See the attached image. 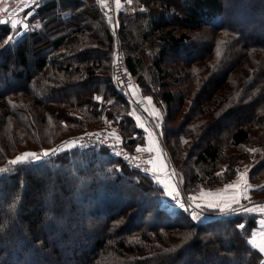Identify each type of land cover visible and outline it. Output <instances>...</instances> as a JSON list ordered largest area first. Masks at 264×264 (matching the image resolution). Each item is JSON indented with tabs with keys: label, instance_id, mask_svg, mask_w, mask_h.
<instances>
[{
	"label": "trees",
	"instance_id": "obj_1",
	"mask_svg": "<svg viewBox=\"0 0 264 264\" xmlns=\"http://www.w3.org/2000/svg\"><path fill=\"white\" fill-rule=\"evenodd\" d=\"M227 1L131 0L119 14L126 65L165 113L161 137L186 193L228 182L246 166L252 180L264 179V1L233 0L242 4L236 11ZM36 7L17 39L9 41V19L0 21V169H11L0 173V264H177L184 252L186 264L237 257V264H264L247 242L257 207L192 219L163 204L151 174L104 147L9 163L96 126H117L131 151L145 141L114 76L118 37L101 3ZM174 103L185 112L179 122ZM122 186L140 198L128 200Z\"/></svg>",
	"mask_w": 264,
	"mask_h": 264
},
{
	"label": "rangeland",
	"instance_id": "obj_2",
	"mask_svg": "<svg viewBox=\"0 0 264 264\" xmlns=\"http://www.w3.org/2000/svg\"><path fill=\"white\" fill-rule=\"evenodd\" d=\"M5 1L6 0H3V1L0 0V7L5 5V4H2V2H5ZM42 1L43 0H41L40 2H42ZM243 1H245L244 5H248V1L250 3L252 1H264V0H243ZM10 2H11V0L8 3H10ZM127 2H128V0H116L114 9L117 12V21H116V19H115L116 22L114 20L111 21V19L108 18L109 19L108 22H109V24H110V26H111V28L113 30V33H114L115 37H118V32H119V30H118L119 29V24H120L119 20H118L119 19V14H120V12L123 9H125V4H127ZM227 2H228V4H230L232 9L235 10V11L237 10V6H239V4H241V3L237 4L233 0H228ZM36 8L37 7L35 6V7H30L28 9H25L23 12L18 13L16 16H13L12 18H10L8 20L9 24H11V22H15L16 25H17V27H15V28L12 27L13 28L12 29L13 32L10 35V37H13L12 39L19 38L30 27L31 23L29 21V17L33 16V13L35 12ZM256 19H258V18H256ZM256 21L257 22L261 21V19H258ZM11 26H12V24H11ZM118 41H119V37H118ZM119 44H120V41H119ZM187 54L192 55V54H194V52L191 50L190 52H187ZM170 62H171V56L169 55L168 58H167V65H170ZM133 78H134V76H133ZM134 80H135V78H134ZM135 82H136V80H135ZM181 84H182V82L179 83V85L176 86L177 90H181L182 89V85ZM66 93L69 94L70 91H66ZM147 96L151 97L150 95H147ZM151 99H152V101L154 103L155 108L158 110V115H157L158 117L156 116V113H152L151 117L154 116V118H156V120H155L156 121V128H157L158 131H161L160 129L162 128V119H163L162 117L164 116L165 113L160 108V106H158L155 103V101L153 100L152 97H151ZM174 104H175V106L173 107V110H174V113H175L174 114L175 115L174 119H175V122H179L180 119H182V116L185 114V112H184V110L182 108L179 109L180 106L177 107V103H174ZM157 125H159V127H157ZM110 126L115 128L116 130H119V128L117 126H113L111 124H110ZM104 127H106V126H101V128H104ZM93 128H98V126L91 127V128L86 129V130H90V129H93ZM86 130L80 131V133H78L72 139H74V138H75V140L78 139L79 136ZM67 141H69V140H67ZM199 142H200V144L204 143V141L202 139L199 140ZM64 144H66V143H64ZM64 144L62 145L63 149H64V147H63ZM164 145H165V148L168 151L172 166H174L175 169H176V165L173 162V158H172L171 152H170V150H168L167 145L166 144H164ZM50 148H53V147H46L44 149L40 148V149H37V150H34V149L32 150V148H28L25 151L21 152V154L22 153H26V152L41 153L44 150H50ZM57 149L60 152V149L59 148H57ZM21 154H18L15 157H12L11 160L15 159L17 156H19ZM7 166L8 165H5L1 169L7 168ZM176 171H177V169H176ZM175 175H176V178H177V182H178L179 186L181 187L182 191H181V195H176L174 197H176L175 199H177V196H178L180 198V200H181V203L184 204V207H180L177 203H173L172 201H170V197L167 198V195H164L165 198L162 199L163 204H165V206L168 209L176 211V212L179 209H183V211L186 212L190 218H192V213L193 212H198V213L201 214V218L200 219H196V220L208 221V220L218 219V218L225 217V216H230V212H234V214H236L237 212L242 210V208L239 207V206H243V208H246V207H250L251 208V207H254V205H255L258 209H259V207H264V198H258V196H262V197L264 196V192H262V188L258 187V186L264 185V179H261V180L260 179H256V180L253 179L252 180L249 177V166H246L243 170H241L232 180H230L228 182H224L222 184H218V185L212 186V187H203L200 190H198L197 193H186V190H184V187H183L182 182H181L182 180L180 179L178 172H176ZM152 176L154 177V175H152ZM154 179L156 180V178H154ZM50 185H54V183L52 181L48 182V185L46 186V190L47 191L50 190ZM227 185H235V186L234 187H226ZM245 185H248L249 187H245ZM120 190H121V192L124 195L127 196L128 200H135L137 198H140V196H141L140 192H138L136 189H133V188L128 187V186H122L120 188ZM255 192H260V193H257V197L254 196ZM226 193H232V201H239V204L236 205V204H234L231 201H230L231 203L225 201V198L222 197V195L223 194L226 195ZM48 195H52V193L49 192ZM243 199H245V200H243ZM241 200H243V201L240 202ZM44 202L46 203V200ZM211 203H215V204L218 203V206H221V207L225 206V205L232 204L233 207H236L237 210L236 211H230L227 214H223V213L219 212L218 210H212V209L206 208L207 205L211 204ZM197 204H200L203 207H201V209L200 208H196L195 206ZM185 209H187V211ZM210 210H212V211H210ZM208 212H211V214H209ZM261 222L262 221L260 220V215H259V219L257 221V225L251 230L250 235H249V237L247 239L248 244L252 248H255L257 250H258V247H254L252 244L249 243V241L251 240V238L253 236V233L256 231V229L260 228L259 223H261ZM228 239H229V236H227V235L225 236L224 235V240L227 241ZM262 255L264 257V254H262ZM186 258H187V255H186V252H184L183 253V260L182 259H178L176 261L177 264H186V261H185ZM236 259L237 260H234L231 264H237L238 262H240V260H238V259H241V261H242L243 258H238L237 257Z\"/></svg>",
	"mask_w": 264,
	"mask_h": 264
},
{
	"label": "built area",
	"instance_id": "obj_3",
	"mask_svg": "<svg viewBox=\"0 0 264 264\" xmlns=\"http://www.w3.org/2000/svg\"><path fill=\"white\" fill-rule=\"evenodd\" d=\"M9 1L10 0L2 2V4L5 5L0 7V20L2 18L10 19L18 13L23 12L25 9L38 6L40 2V0H11V2L8 3ZM100 2L104 8L107 19L109 18L111 21H115L116 19L117 21V12L114 9L116 0H99V3ZM113 72L116 80L125 93L137 84L126 65L118 40L116 42L113 60ZM76 140H78V143L75 147L66 143L63 146L64 149L71 150L74 148H88L93 146L104 147L113 155L127 163L131 168L149 174L154 173V152L146 147L140 148L139 151H131L124 145L118 131L113 127L106 126L104 128L98 127L86 130ZM59 149H63L62 146L59 147ZM136 165H139V167H136Z\"/></svg>",
	"mask_w": 264,
	"mask_h": 264
},
{
	"label": "crops",
	"instance_id": "obj_4",
	"mask_svg": "<svg viewBox=\"0 0 264 264\" xmlns=\"http://www.w3.org/2000/svg\"><path fill=\"white\" fill-rule=\"evenodd\" d=\"M126 94L131 97L134 103L131 113L135 118L137 125L139 127H141L140 125H143V127L141 128L144 130V134H145L144 143L137 145L136 148L139 147L140 149L145 146L146 148L151 149L154 152V158H153V169L155 174L154 178H156V180L159 181V184L163 187L165 192L164 194L167 195L166 194L167 192L175 190L176 195H181L182 190L177 182V178L175 175L177 171L175 167L172 166L168 151L164 145L165 143L161 138V133L156 128V121H155L156 118H154V116L151 117L152 113H156V116L158 115V110L155 108L151 97L144 95L142 93L139 84H136L135 86L130 88V90H128ZM148 98H150V100ZM174 196L167 195V198L170 197V201H172L173 203H177L179 205L181 203L180 198L178 197L179 199H175L176 197ZM222 197H224L225 201L227 202L230 201L233 202L232 193H226V195L223 194ZM243 200H241L240 202H242ZM211 204H215V203H211ZM215 205H218V203ZM239 207H241L242 208L241 211H243V206H239ZM255 207L256 206L254 205V207L251 208H255ZM246 208H250V207H246ZM257 211L260 215V220L262 222L259 223L260 228L256 229V231L254 232L255 234L251 238V241H254L255 245L259 247H264V213H261L258 208ZM208 213L211 214V212ZM233 214L234 212H230V215Z\"/></svg>",
	"mask_w": 264,
	"mask_h": 264
},
{
	"label": "snow or ice",
	"instance_id": "obj_5",
	"mask_svg": "<svg viewBox=\"0 0 264 264\" xmlns=\"http://www.w3.org/2000/svg\"><path fill=\"white\" fill-rule=\"evenodd\" d=\"M129 2H131V0H129ZM12 24V27H17L16 23L15 22H11ZM13 37H9V41L12 39ZM150 100V98H148ZM141 127H143V125H140ZM157 127H159V125H157ZM65 143H68L70 145H72V147H75L78 143V140H72V141H68V142H65ZM139 147L137 148V151H139ZM59 152L58 149H50V150H44L43 152L41 153H36V152H26V153H22L21 155L17 156L15 159L11 160L9 163L11 165H18V164H30V163H35L36 161H40V160H43V159H46L48 157H52V156H55L57 155ZM136 167H139V165H136ZM8 171H11V169L9 168H5V169H0V173H5V172H8ZM151 175H155L154 173H151ZM219 175V174H218ZM159 182V181H157ZM235 185H227L226 187H234ZM245 187H249L248 185H245ZM258 187H261V188H264V185H261V186H258ZM168 196H174L176 195L175 193V190L174 191H170V192H167L166 193ZM177 199H178V196H177ZM234 204L238 205L239 204V201H233ZM180 207H184V204L183 203H180L179 204ZM196 208H201L203 207L202 205L200 204H197L195 206ZM207 208L209 209H212V210H218L219 212L223 213V214H227L228 212L230 211H236V207H233L232 204H229V205H225V206H218V205H215V204H208L207 205ZM187 211V209H185ZM256 210L255 208H243V211L245 212H249V211H254ZM259 211L261 213H264V207H259ZM192 218L193 219H200L201 218V214L198 213V212H193L192 213ZM239 227L241 229H243L245 227V225L241 224L239 225ZM255 233H253L254 235ZM250 244H252L254 247H258V250L264 254V247H259L257 245H255L254 241H249Z\"/></svg>",
	"mask_w": 264,
	"mask_h": 264
},
{
	"label": "water",
	"instance_id": "obj_6",
	"mask_svg": "<svg viewBox=\"0 0 264 264\" xmlns=\"http://www.w3.org/2000/svg\"><path fill=\"white\" fill-rule=\"evenodd\" d=\"M7 21V19L6 18H3L2 20H1V22H6Z\"/></svg>",
	"mask_w": 264,
	"mask_h": 264
}]
</instances>
